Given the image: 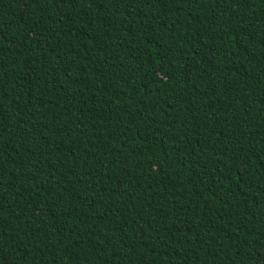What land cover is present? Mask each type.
Returning a JSON list of instances; mask_svg holds the SVG:
<instances>
[{"label":"trees","instance_id":"obj_1","mask_svg":"<svg viewBox=\"0 0 264 264\" xmlns=\"http://www.w3.org/2000/svg\"><path fill=\"white\" fill-rule=\"evenodd\" d=\"M0 264H264V0H0Z\"/></svg>","mask_w":264,"mask_h":264}]
</instances>
